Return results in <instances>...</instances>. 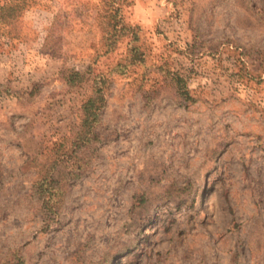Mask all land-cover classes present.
I'll list each match as a JSON object with an SVG mask.
<instances>
[{"label":"rangeland","instance_id":"rangeland-1","mask_svg":"<svg viewBox=\"0 0 264 264\" xmlns=\"http://www.w3.org/2000/svg\"><path fill=\"white\" fill-rule=\"evenodd\" d=\"M169 1L156 22L143 11L147 0H0V190L7 178L4 150L22 146L14 134L17 122H25L19 127L32 133L35 193L47 197L57 223L78 227L83 204L73 193L77 182L82 186L103 166L95 163L102 149L124 154L123 143L131 145L137 131L142 149H154L171 135L162 124L141 129L139 118L151 119L153 101L161 95L194 101V93L243 79L237 76L240 64L264 67V38L249 43L245 54V45L238 46L215 19L223 6L255 8L260 0ZM188 135L177 132L167 142L183 136L186 145ZM242 150L245 167L233 171L238 206L264 236V144L248 142ZM142 190L149 196L154 186ZM101 262L111 264V255L101 253Z\"/></svg>","mask_w":264,"mask_h":264},{"label":"clouds","instance_id":"clouds-1","mask_svg":"<svg viewBox=\"0 0 264 264\" xmlns=\"http://www.w3.org/2000/svg\"><path fill=\"white\" fill-rule=\"evenodd\" d=\"M223 7L216 26H226L247 54L249 43L264 38V0L255 8L250 3ZM262 70L240 64L239 82L225 80L194 93V101L178 103L163 95L153 101L155 112L150 120L139 118L141 129L162 124L172 129L171 135L154 149H142L137 131L131 145L123 143L124 154L115 147L102 149L104 156L95 163L103 166L82 186L77 182L73 193L83 204L78 227L57 223L60 217L47 197L35 193L32 133L18 121L14 135L22 146L6 148L2 158L7 178L0 190V264H97L101 253L111 255V264L118 259L128 264H264V236L239 208L233 178L247 161L242 147L264 144ZM198 129L203 130L199 136ZM177 132L189 133L186 145L183 136L167 142ZM9 169L15 173L9 176ZM150 186L154 192L145 196L142 189Z\"/></svg>","mask_w":264,"mask_h":264},{"label":"crops","instance_id":"crops-1","mask_svg":"<svg viewBox=\"0 0 264 264\" xmlns=\"http://www.w3.org/2000/svg\"><path fill=\"white\" fill-rule=\"evenodd\" d=\"M171 2L169 0H163V3H161V0H147V3L145 6H143V11L145 12L146 16H150L153 21L160 20V12L163 9H169ZM29 73V71H27ZM34 72H32L33 74ZM31 76V75H30ZM29 79V76H26L24 78V81Z\"/></svg>","mask_w":264,"mask_h":264},{"label":"trees","instance_id":"trees-1","mask_svg":"<svg viewBox=\"0 0 264 264\" xmlns=\"http://www.w3.org/2000/svg\"><path fill=\"white\" fill-rule=\"evenodd\" d=\"M2 91V88H1V86H0V92Z\"/></svg>","mask_w":264,"mask_h":264}]
</instances>
